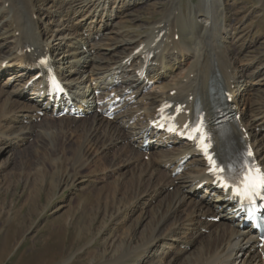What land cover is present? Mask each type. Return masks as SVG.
Returning <instances> with one entry per match:
<instances>
[{
  "label": "bare ground",
  "instance_id": "bare-ground-1",
  "mask_svg": "<svg viewBox=\"0 0 264 264\" xmlns=\"http://www.w3.org/2000/svg\"><path fill=\"white\" fill-rule=\"evenodd\" d=\"M31 1L0 0V30L7 36L3 37L5 43L9 41L11 46L10 53L0 59V79H4L0 85V152L19 148L30 138L38 141L37 153L40 149L49 152L60 140L63 144L64 137L55 136L65 134L62 126L57 129L54 121L37 123L38 113L46 112L43 103L47 100L38 96L44 82L32 70L40 58H46L72 95L74 104L85 114L82 120L72 117L67 122L70 127L75 124L74 132L80 131L81 143L73 151L68 150L71 156L65 159L67 149H61L58 159H46L58 183L62 179L75 181L80 170L86 169L87 145L98 146L103 152L119 147L122 153H129L128 163L137 162L141 159L144 135L164 104L170 105L171 115L177 113L176 122L180 127L191 119L195 102L210 115L209 83L216 77L226 92L242 80L229 105L239 117L233 137L237 143L248 145L264 171V135L257 132L264 130V90L244 99L249 94L252 78L244 77L242 67L236 68L238 77L231 73L240 63L242 49L230 35L232 17L227 15L225 0H200L186 9V15L179 8V0H170L160 18L141 35L130 29L122 30L119 23L112 24L116 15L114 6L105 9L109 0H85L78 5L77 0H61L57 18L47 24L32 13ZM89 2H92L90 7ZM138 2L119 0L116 8L122 13ZM5 4H8L7 10H3ZM83 12L87 13L74 24L70 15ZM181 15L184 20L180 19ZM97 19L103 27L114 29L93 43L101 33L93 25ZM83 33H86L84 37ZM100 50L105 51L102 56L97 55ZM66 63L71 65V70H68L70 66H63ZM91 63L95 66L89 70ZM143 68L152 82L150 91H144V80L136 75ZM11 84L13 90L4 89ZM114 84L118 85L111 92L125 100L132 96L134 99L123 102L117 120L111 122L105 118V104L101 103L109 95L107 89ZM94 91L102 95L96 96ZM49 130L53 131L50 136ZM152 137L156 138L154 150L149 154L150 160L141 165L135 183L129 184L120 198L117 194L121 180L114 191H107L112 193L111 198L108 193L109 199L103 208L107 217L120 215L125 224L130 223L123 237L114 235L107 227L101 240L103 251L98 257L94 249H89V264H264V244L258 247L253 234L234 225L231 209L221 203L220 194L209 184L202 158L195 155L189 144L166 151L164 147L171 137ZM176 143L173 138L172 144ZM213 146L219 151L217 138H213ZM187 155L191 157L184 164L183 173L173 176ZM156 157L157 162H153ZM200 185L204 190L200 199L186 195L196 193ZM154 200L158 202L153 207ZM216 216L227 218L228 222L224 219L213 224L210 219ZM90 244L89 247L96 246ZM51 261L41 259V264H52Z\"/></svg>",
  "mask_w": 264,
  "mask_h": 264
},
{
  "label": "rangeland",
  "instance_id": "rangeland-1",
  "mask_svg": "<svg viewBox=\"0 0 264 264\" xmlns=\"http://www.w3.org/2000/svg\"><path fill=\"white\" fill-rule=\"evenodd\" d=\"M60 1L32 0L30 2L34 6L32 13H35L41 22L47 24L50 20L57 18L56 12ZM83 1L85 0H77L76 4ZM169 1L139 0L134 7L120 13L116 8L119 0H109L105 9H112L114 6L113 12L115 11L116 17L112 24L119 23L118 26L120 25L119 27L123 28L122 30L130 29L135 34L141 35L147 33L149 26L160 18L164 9L168 7ZM179 1V8L183 9V13L186 15V9L195 6L200 0ZM225 2L228 4L227 15L230 18L232 17L230 19L232 25L230 35L234 36V40L238 41L237 43L242 49L240 63L232 68L231 73L237 76L242 67L244 68V77L247 79L252 78L248 85L249 94L245 98L243 97L244 99H250L252 94L258 95L264 90V0H225ZM91 3H88V7ZM7 7L8 4H5L3 10H7ZM21 11L23 12V10ZM86 13L71 14L70 18L75 24L80 22L78 19ZM180 17L181 20H184L182 15ZM1 25L0 23V27ZM93 25L101 31L99 36L92 41L93 43L98 42L102 34L114 29L110 26L103 27V23L100 24L99 19L95 20ZM180 26L181 24L178 29L181 28ZM3 32L0 30V59L7 56L11 51L9 41L6 40L5 43L3 40V37H7L2 34ZM102 51H98L97 55L100 56L101 53H105V51ZM67 65L70 66L68 70H71L72 67L68 63L63 66ZM93 66L95 64L91 63L88 67L89 70ZM237 67L239 70H236ZM241 81L240 79L238 85L236 84L231 90V98L234 90L242 84ZM3 82L4 79L1 78L0 85ZM82 83L83 81L79 84V88L82 87ZM242 88H244V85H242ZM4 89L13 90L14 85L11 84ZM46 117L39 116L37 123L54 121L57 124V129L62 126L65 134L55 136H63V144L60 140L54 147L50 146L52 149L49 152L40 149L42 152L37 153L35 147L38 141L30 138L22 146L17 147L18 149L11 150L7 148L0 152V264H41V259L45 258L52 260V264H89V249H94V253L98 257L103 251L101 240L104 232L107 231L106 228L110 227L114 235L123 237V233L130 223L125 224L120 215L111 219L107 217L103 208L105 201L112 194L108 192V196L107 191L112 192L113 189L115 190L117 183L121 180L120 183L123 187H118L120 193L117 194V197H123L124 193L122 192H127V187L138 179L140 168L142 169L141 165L150 160V153H148L145 156L141 155V159L130 164L127 162L130 158L129 153H122L119 147H116V150L113 148L103 152L102 149H97L98 146L87 145L88 147H85L86 169L80 170L75 181L62 179L58 183V177L55 176L57 179L53 177L51 163L48 160L58 159L61 149H67L63 157L68 159L71 156L68 150L73 151L81 143L80 131L74 132L75 124L71 127L68 126L67 122L70 118H52L47 115ZM116 120L115 118L111 122ZM125 130H128V128L126 127ZM52 132L49 130L47 132V134L49 133L48 136ZM257 132H260V136L264 135L263 129ZM156 160L157 157L153 162H157ZM64 164L66 167L67 161ZM72 171L75 172L76 168H72ZM171 191L172 187H169L168 192ZM186 195L194 197L195 193H186ZM202 195V193L197 194L194 198L196 200L200 199ZM157 202V200L152 201L151 206L154 207ZM146 209L149 210L150 208L147 207ZM224 219L221 217L219 222ZM225 220L228 222L227 218ZM81 233L82 236H80ZM88 243L96 246L89 247ZM194 252L196 251L194 250ZM64 256H66V259Z\"/></svg>",
  "mask_w": 264,
  "mask_h": 264
},
{
  "label": "snow or ice",
  "instance_id": "snow-or-ice-1",
  "mask_svg": "<svg viewBox=\"0 0 264 264\" xmlns=\"http://www.w3.org/2000/svg\"><path fill=\"white\" fill-rule=\"evenodd\" d=\"M205 154H207V148H205ZM249 155H251V153H249ZM225 167L227 166L221 167L220 165H216L220 173L224 172ZM253 171L255 172V169H253ZM219 178L218 176L217 179ZM262 190H264V172H256L253 177L248 178L246 181L245 189L237 194L251 199L254 195H260Z\"/></svg>",
  "mask_w": 264,
  "mask_h": 264
}]
</instances>
